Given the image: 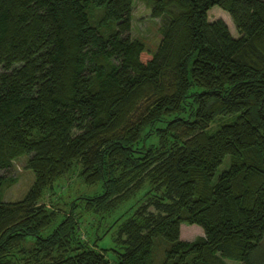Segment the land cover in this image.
Listing matches in <instances>:
<instances>
[{"label":"trees","instance_id":"1","mask_svg":"<svg viewBox=\"0 0 264 264\" xmlns=\"http://www.w3.org/2000/svg\"><path fill=\"white\" fill-rule=\"evenodd\" d=\"M145 1L166 19L155 50L131 36L134 0H0V169L25 154L34 173L16 200L0 174V264H264V0ZM75 164L101 190L60 213L40 200ZM144 184L113 260L80 238L82 198L110 210Z\"/></svg>","mask_w":264,"mask_h":264},{"label":"rangeland","instance_id":"2","mask_svg":"<svg viewBox=\"0 0 264 264\" xmlns=\"http://www.w3.org/2000/svg\"><path fill=\"white\" fill-rule=\"evenodd\" d=\"M99 9L92 10V19L97 21ZM221 17L227 23L231 33L238 36L237 31L230 14L220 7L213 5L208 10V18L215 19ZM165 17H151L150 10L145 0H134L131 20V36L142 40L151 50H155L161 36V29L165 25ZM112 29H115V23L112 22L109 26L100 27L103 34H108ZM229 115L218 116L211 122V128L218 127L221 123L229 119ZM151 139L154 137L151 136ZM27 155L23 154L13 160L9 170L0 169V174H4L6 181L1 186V198L3 200H16L23 197L34 180V173L31 169L25 166ZM228 158L221 163L215 171L214 178L225 167H227ZM80 165L75 164L71 169L58 177L52 186L47 187L41 197V202L45 205L55 206L60 213L68 211V202L79 196L98 192L101 190L99 185H86L78 175ZM213 179V180H215ZM150 185L144 184L143 187L134 190L128 197L122 199L112 209L104 211L92 212L84 209L85 199L78 202L73 213L79 220L80 238L84 239L89 246L98 245L106 246L105 253L113 260V252L111 248L114 244V227L119 225V218L126 217L136 210L142 201L146 200L148 195H153L152 190H149ZM150 209H153L150 206ZM123 212V213H122ZM122 219V218H121ZM202 228L196 223L182 222L180 225V237L184 239H194L202 235ZM100 237V238H99ZM163 244L158 242L157 254H161ZM163 257V256H162ZM161 257V258H162ZM155 264H161V261L154 255ZM226 264H241L239 260L226 258Z\"/></svg>","mask_w":264,"mask_h":264}]
</instances>
